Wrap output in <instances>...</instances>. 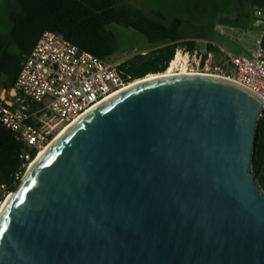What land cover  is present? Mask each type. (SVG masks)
Returning <instances> with one entry per match:
<instances>
[{
	"label": "water",
	"instance_id": "95a60500",
	"mask_svg": "<svg viewBox=\"0 0 264 264\" xmlns=\"http://www.w3.org/2000/svg\"><path fill=\"white\" fill-rule=\"evenodd\" d=\"M261 107L203 75L113 94L22 175L0 213V264H264Z\"/></svg>",
	"mask_w": 264,
	"mask_h": 264
},
{
	"label": "built area",
	"instance_id": "2783aa9c",
	"mask_svg": "<svg viewBox=\"0 0 264 264\" xmlns=\"http://www.w3.org/2000/svg\"><path fill=\"white\" fill-rule=\"evenodd\" d=\"M254 24L262 29L253 38L251 56L234 55L218 45L192 51L177 47L165 71L222 78L234 82L262 100L264 111V7L250 8ZM223 35L222 31H219ZM149 51L133 49L129 58ZM128 58V59H129ZM127 60V59H126ZM109 62L80 50L54 32H43L24 57L10 89L0 90V124L22 144L20 169H26L39 152L63 128L108 97L128 87L135 79ZM35 157H31V153ZM24 174V173H23ZM20 171L14 180L21 179ZM11 194L0 185V209Z\"/></svg>",
	"mask_w": 264,
	"mask_h": 264
},
{
	"label": "trees",
	"instance_id": "16d2710c",
	"mask_svg": "<svg viewBox=\"0 0 264 264\" xmlns=\"http://www.w3.org/2000/svg\"><path fill=\"white\" fill-rule=\"evenodd\" d=\"M245 3L249 8L264 7V0ZM7 16L10 29L0 33V89L13 86L21 62L45 31L58 33L80 50L106 59L116 53L115 37L106 30L107 25L136 30L153 46L145 56H133L120 65L136 80L163 73L177 47L189 51L197 48L193 40L181 34L180 19L150 17L128 6L126 0H10ZM262 44L264 47V35ZM207 48L212 49L211 44ZM21 149L22 144L0 124V185H6L10 192L20 183V177L14 180V174L25 172L20 169ZM31 157H35L34 152ZM252 172L264 192V111L255 131Z\"/></svg>",
	"mask_w": 264,
	"mask_h": 264
},
{
	"label": "rangeland",
	"instance_id": "374dc122",
	"mask_svg": "<svg viewBox=\"0 0 264 264\" xmlns=\"http://www.w3.org/2000/svg\"><path fill=\"white\" fill-rule=\"evenodd\" d=\"M127 5L141 10L145 14L149 11L160 12L164 16L172 14V6H185L190 4L192 0H126ZM217 1L220 7L219 0ZM10 0H0V33H7L10 29V21L7 16L8 3ZM242 9L244 16L240 18L238 26H227L225 22H219V13L215 9H210V16H192L190 13L179 11L178 15L183 22L181 33L184 35L197 37L196 46L202 48L204 41L221 46L226 51L240 56H251L253 46V38L257 36L262 29L261 25H255L248 6ZM240 25V26H239ZM106 30L111 32L116 41V53L108 58L109 62H121L129 58L133 49L138 51L152 50L153 46L146 41L145 37L132 28H125L120 25H107ZM223 32V35L219 33ZM61 128L56 129L55 135ZM54 135V136H55Z\"/></svg>",
	"mask_w": 264,
	"mask_h": 264
},
{
	"label": "crops",
	"instance_id": "0c3cea01",
	"mask_svg": "<svg viewBox=\"0 0 264 264\" xmlns=\"http://www.w3.org/2000/svg\"><path fill=\"white\" fill-rule=\"evenodd\" d=\"M219 3H221L220 7L217 6L219 5L218 2L214 0H192L190 4L186 3L185 6L183 7L180 6L173 7L174 6L173 5L172 10L175 11L172 14H169L167 17L162 15V13L160 12H153V11H149L148 12L149 14L147 15L150 17H154L158 15L165 18L166 20H171V19H180L178 12L183 11L184 13H190L192 16L209 17L210 9L211 10L215 9V11L219 13L218 16L219 22H225L227 26L230 27H233L234 25L233 23H235V26H238L240 18L244 16L242 9H244L243 8L244 6H247L245 0H221ZM182 26H183V22L181 28ZM182 35L187 38L186 40H193L195 43L197 41V37H192L184 34ZM204 42L210 44L206 41ZM204 46L202 48H204Z\"/></svg>",
	"mask_w": 264,
	"mask_h": 264
},
{
	"label": "bare ground",
	"instance_id": "6f19581e",
	"mask_svg": "<svg viewBox=\"0 0 264 264\" xmlns=\"http://www.w3.org/2000/svg\"><path fill=\"white\" fill-rule=\"evenodd\" d=\"M177 75H191V74H187V73H184V72H181V73H173L171 70H168V71H164L163 73H158V74H150V75H147L146 77H144V78H142V79H138V80H134L128 87H126V88H129V87H132V86H135V85H138V84H141V83H145V82H148V81H150V80H153V79H157V78H165V77H171V76H177ZM125 88V89H126ZM125 89H122V90H120V91H118V92H121V91H123V90H125ZM117 92V93H118ZM113 96V95H112ZM111 97V96H110ZM110 97H108V98H110ZM107 98V99H108ZM106 99V100H107ZM89 112V111H88ZM87 112V113H88ZM77 120V119H76ZM75 122V121H74ZM74 122H72L71 124H69V125H67V126H64L63 128H61L60 129V131L54 136V138L51 140V142L47 145V146H45L40 152H39V154L36 156V158L32 161V163L30 164V166H29V168L34 164V162L38 159V158H40L42 155H43V153L45 152V150H47V148L49 147V146H51V144H53V142L63 133V132H65ZM10 197H11V194L7 197V199H6V201L4 202V204H3V206H2V208L0 209V213H1V211L3 210V208L5 207V205L7 204V202H8V200L10 199Z\"/></svg>",
	"mask_w": 264,
	"mask_h": 264
}]
</instances>
